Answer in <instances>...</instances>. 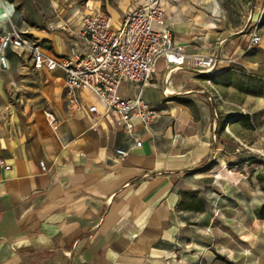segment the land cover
Returning a JSON list of instances; mask_svg holds the SVG:
<instances>
[{
	"label": "crops",
	"instance_id": "obj_1",
	"mask_svg": "<svg viewBox=\"0 0 264 264\" xmlns=\"http://www.w3.org/2000/svg\"><path fill=\"white\" fill-rule=\"evenodd\" d=\"M144 1L0 0V37L23 32L65 55L83 43L86 13L105 12L118 27ZM262 2L162 0L167 23L186 52L215 55L218 64L201 73L159 57L154 80L144 89L157 116L149 125L137 121L134 135L88 90L80 91L81 109H65L64 71L35 69L27 52L24 65L16 57L21 53L7 48L12 67L0 76V105L8 106L3 97L13 84L21 86V112L30 113L27 122L33 126L18 132L19 112H0V158L12 165L0 166V264H255L248 251L238 259L229 239L241 184L248 194L246 178L241 181L232 170L252 160L239 157L235 143L240 115L233 105L240 102L233 77L254 74L260 63L255 48L262 40L251 44L250 38ZM120 92L136 91L123 83ZM43 95L52 99L56 130L42 114ZM256 98L263 97L248 93L241 103L253 110ZM91 104L97 112L89 111ZM138 138L142 145H136ZM117 148L129 153L120 156ZM220 162L230 168L219 167L223 192L216 194L211 188ZM211 203L221 216L214 215ZM241 205L244 219L253 220L247 204ZM246 227L245 235H254V223Z\"/></svg>",
	"mask_w": 264,
	"mask_h": 264
},
{
	"label": "built area",
	"instance_id": "obj_2",
	"mask_svg": "<svg viewBox=\"0 0 264 264\" xmlns=\"http://www.w3.org/2000/svg\"><path fill=\"white\" fill-rule=\"evenodd\" d=\"M110 20L105 12L86 13L80 30L83 43L65 55L53 54L41 41L23 32L4 33L0 37V75L10 66L5 53L7 48L27 52L35 69L60 68L64 71L65 103L69 108L81 109L84 101L80 91L88 90L117 113L119 124L126 133L134 135L137 121L149 125L157 116V110L145 98L144 89L154 80L159 57L170 65H188L201 73L211 72L218 64L219 58L215 55L186 52L185 45L176 40L167 23L162 0H145L128 11L118 27H113ZM261 40L256 21L250 42L255 44ZM123 83L135 89L133 96L121 94ZM88 108L90 112L98 111L97 104ZM46 116L57 128L55 113L47 111ZM94 128H97L96 124ZM136 145H142V140L136 139ZM116 152L120 156L129 153L124 148H117ZM40 165L43 170L47 169L45 160H40ZM0 166L12 167L5 158H0Z\"/></svg>",
	"mask_w": 264,
	"mask_h": 264
},
{
	"label": "rangeland",
	"instance_id": "obj_3",
	"mask_svg": "<svg viewBox=\"0 0 264 264\" xmlns=\"http://www.w3.org/2000/svg\"><path fill=\"white\" fill-rule=\"evenodd\" d=\"M262 6L260 8V17L257 20L258 28L260 34H262L263 39L260 42L261 45L255 48V52L259 54L258 60H260V63L256 66L255 69L252 70L251 73L254 74H245L243 72H237L235 76L233 77L234 82L239 85H249V87H254L260 84H264V2H262ZM259 44V43H258ZM16 57L19 59V61L27 65V53L23 52L21 54L16 55ZM28 66H30L28 64ZM12 67V64L10 65ZM2 74V73H1ZM248 75H254L255 79L250 80L247 76ZM1 76V75H0ZM46 79L45 73H42V81ZM15 86V89L8 91V97L4 96L3 99L5 101L8 100L9 104L8 106H4L3 104L0 105V112H3L4 114L11 116L12 112L15 113V110L19 112L20 119L15 122V126L18 130V132L25 130V127H28L30 129L33 125L27 122L28 116H30V113L27 112V114H23V105L21 104V97L23 94V88L17 84H13ZM65 87L62 88V104L65 109H69V107L65 103ZM229 94V93H226ZM226 94L222 92V95L225 97ZM248 94L247 92L241 90L239 88V105L234 104L235 110L238 111L240 117L236 119V121L239 123L237 130L239 138H235V143L238 144V149H240L242 152L239 157H242L243 155H249L247 157L248 159L252 160L248 163H242L243 160H239L238 162H233L232 164L242 163L244 166L240 167H233V173L236 175H239L243 179V182H245L246 189H247V197L246 194H243L242 191L243 184H241V188H239L240 192L236 194L237 199V208L233 211L232 220H231V227L232 229H235L233 232V235L229 236L230 241H232L233 248H236L237 258L242 255V251H245L253 256V260L255 264H264V95H262L263 98H256L259 99V102L255 103V108L249 109L248 107L244 106L241 103L242 95ZM258 96V95H255ZM218 97V96H217ZM220 101L221 99L218 98ZM52 99L48 98L47 96H42V114L46 119L48 120L46 115V112H53L54 110L51 107ZM16 104V107L14 108L12 104ZM56 115V114H55ZM57 116V115H56ZM242 116V117H241ZM32 120L30 119V122ZM53 130H56L53 128V125L49 122ZM245 123V124H244ZM222 129H225V126H222ZM226 130V129H225ZM247 160V159H245ZM242 161V162H241ZM228 162V161H227ZM227 162H223L220 164H217L218 171L214 173L213 176V185L214 188H211L212 192L221 193L223 192L219 187V175H220V166L224 165V169L230 168ZM238 169V170H237ZM242 169V170H241ZM217 189H216V188ZM242 203L247 204V211L248 214L253 218L251 219H244V208L241 205ZM215 216H221V209L217 206V209H215V206L211 203L210 204ZM223 217V216H222ZM246 222L254 223V235L252 236H246L245 232L249 229V227H246ZM250 245V246H247ZM247 248L249 250H247ZM219 251L221 253H227V247L220 246ZM225 260V259H223ZM202 264V263H198ZM220 264H230L227 261H223Z\"/></svg>",
	"mask_w": 264,
	"mask_h": 264
},
{
	"label": "trees",
	"instance_id": "obj_4",
	"mask_svg": "<svg viewBox=\"0 0 264 264\" xmlns=\"http://www.w3.org/2000/svg\"><path fill=\"white\" fill-rule=\"evenodd\" d=\"M247 77L250 80H254L255 79L254 75H248ZM237 86H238V84H237ZM238 88H240L241 90H243V91H245V92H247L249 94H254V95H258V96L264 95V84H260V85L254 86V87H249V85H246V86L245 85H239ZM198 208L203 209L204 208V204H202Z\"/></svg>",
	"mask_w": 264,
	"mask_h": 264
}]
</instances>
